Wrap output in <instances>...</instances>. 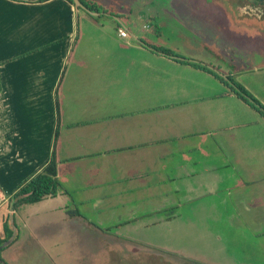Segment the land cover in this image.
<instances>
[{
    "label": "crops",
    "instance_id": "0c3cea01",
    "mask_svg": "<svg viewBox=\"0 0 264 264\" xmlns=\"http://www.w3.org/2000/svg\"><path fill=\"white\" fill-rule=\"evenodd\" d=\"M77 11L69 0H0V238L5 236L3 220L6 216L11 230L10 215L16 224L12 241L3 246L1 251L4 252L11 245L21 247V243L31 233L38 234L43 241L45 238L49 243L55 236L51 229L55 222H58L57 230L61 238L67 227L72 228L73 221L76 223L75 229L80 230L81 225L86 229L88 224L94 229L98 228L77 207H70L75 202L77 192L82 194L78 196L79 201L94 200V197L115 200L121 197L122 191L128 190L132 195L128 199L132 201L127 207L136 215L133 216L135 219L130 217V222L143 220L144 224L166 221L164 218L146 220L144 216L160 210V207L151 209V194H157L159 200H165L162 184L168 181L175 184L176 192H195L207 186L206 191L213 200L221 199L225 213L228 212L227 196L233 191L238 193L235 197L239 200L253 198L256 208L264 212V116L206 69L144 45L141 47L145 50H111L117 60H122L117 68H124V80L128 79L129 66L136 61L146 68L145 72L152 68L156 71L157 66L153 67L151 60L163 61L167 66L175 65V68L184 73H191V82H195V73L211 77L208 85L202 82L198 86L214 89L209 93H195V89L186 88H195L193 83L182 82L181 93L184 98L175 103L180 104L179 107L184 111L178 119L181 122L190 115L191 120H194L195 113L186 114L187 107L195 104V101L199 105L200 102H205V108L197 106L199 112L211 119V133L218 132L219 135L223 131L222 134L212 136L210 133V152L206 157L197 159L195 153H182L175 159L166 156L164 150L170 152L165 147L169 139L176 142L172 147L178 149L182 146V152H188V145L195 151V141L187 138L195 134V130L175 129L165 121L164 124L160 122L164 129L159 128L157 118L154 117L153 120V112L157 111L158 116L162 117L165 108L153 105L151 80L139 79L143 87L139 90L136 85L132 90L117 86L114 91L109 89L107 93H103L102 90L93 96L90 94L92 90L85 92L82 84L86 83L83 80L86 72L96 66L89 67L83 57L78 58L79 65L84 67L82 73L74 77L70 72L67 79H63L65 64L69 60L68 52L74 41ZM119 17L126 24L128 32L137 36L130 32L127 17ZM117 26L116 24V32L111 34L113 40L119 47L129 48V34L120 36ZM63 38L67 40L63 50L55 51L54 43ZM88 52L82 50L81 55L86 56ZM106 68L111 69L112 65ZM113 70L115 68L110 71ZM158 70L166 73L168 69L159 65ZM106 73L108 76V72ZM160 79L164 84L169 82L165 78ZM124 80L118 77L116 83ZM216 83L221 85L220 90L215 89ZM61 85L64 87L62 91L59 90ZM107 85L106 82L105 86ZM89 86L90 84L87 85ZM60 97L65 98L64 102L78 104L75 107L69 103L65 107L64 111L69 117L76 112L98 113L101 116L99 119H76L77 121L66 124L64 133L70 130L79 133L72 137L74 143L78 142L79 154L72 153L71 145L65 142L66 137L56 144L57 127L51 135L48 133L47 138L39 136L44 131L48 132L53 104L55 109V103ZM55 112L54 119L57 118ZM93 125L95 128H92ZM53 152L57 159V177L61 183L59 190L53 195L35 202L22 203L12 209L9 202L13 192L19 184L40 169ZM105 158L114 162L112 166L116 164L113 168L116 170L114 176L112 167L111 175L109 171L106 172L105 168L110 162H103ZM78 166L80 169L76 170L75 167ZM152 176H157L158 179H153ZM124 181L129 183L127 189L119 185ZM113 183L117 185H109ZM221 183H224L223 187L227 191L224 198L220 194L215 195L217 186ZM203 194L205 193L191 198L201 199ZM186 200H179L177 204L181 206ZM241 205L245 210L252 209L250 203ZM209 208L216 209L214 201L209 204ZM76 209L80 214L73 213ZM47 218L51 219L50 222ZM17 219L21 220V228L16 223ZM4 254L5 257L8 256V253Z\"/></svg>",
    "mask_w": 264,
    "mask_h": 264
},
{
    "label": "rangeland",
    "instance_id": "374dc122",
    "mask_svg": "<svg viewBox=\"0 0 264 264\" xmlns=\"http://www.w3.org/2000/svg\"><path fill=\"white\" fill-rule=\"evenodd\" d=\"M88 1L95 2L102 8L101 10L113 15L117 13L123 18L127 17L130 21V32L136 34L139 39L146 38L152 43L170 48L176 55L204 62L213 70L217 69L229 74L231 82L241 84L264 104L262 102L264 100V16L260 18L254 12L249 13L252 7H249L246 13L240 12L237 7H234L235 5L230 6V0ZM254 1L257 0H247L252 3H255ZM74 25V41L68 52L69 60L65 64L63 79H67L70 72L74 74V77L82 73L84 67L79 65L78 58L83 57L89 67L96 66L86 72V76L83 77L86 83L82 84L85 92L92 90L90 94L93 96L98 95V92L102 90L103 93H107L109 89L114 91L117 86L132 90L136 85L139 90L143 88L139 79L151 80L150 91L151 100L154 101L153 105L156 108H165L162 117L158 116L157 111H152L153 120L154 117L157 118L159 128L164 129V125L160 122L165 121L175 129L195 130V134L187 137L189 141H195V151L191 145H188V152H182V146L178 149L172 147L176 145V142L169 139L165 147L170 149V152L164 150L166 156L175 159L182 153H195V158L200 159L208 155L212 121L208 117L205 118L198 108H205L206 103L200 102L199 105L198 101H195V104L187 107L186 114L195 113L194 120H191L190 115L183 118L181 122L178 119L184 109L179 107L180 104H176V101L184 98L181 93L182 82H191V73H184L183 70L175 68V65L167 66L163 61L157 60H151V65L157 66L156 71L152 68L145 72L146 68L136 61L129 66L128 79L124 80L122 77L124 68H117L122 64V60H117L111 50H145L141 47L142 42L129 33V48L119 47L111 36L116 32V22L111 15L106 13L93 16L83 8H79ZM66 42L67 40L63 38L54 43L55 51L63 50ZM82 50L89 52L83 56L81 55ZM50 61H52V56H50ZM108 65H112L111 69L115 68V70L107 69ZM159 65L167 68L166 73L168 74L159 71ZM97 73H99L98 76H96ZM181 75L188 77L183 78ZM118 77L124 81L116 83ZM160 78H165L169 82L164 84ZM193 80L195 82L191 83L195 85V88L186 87L187 89H195V93L214 91V89H207L208 87H198L202 82L208 85L211 77L195 73ZM106 82L107 86H105ZM88 84H90L89 87H87ZM216 85L215 89L220 90L221 85L218 83ZM59 90H64L63 85ZM64 99L63 97L58 98L56 101L58 108L54 109L53 104L51 121L47 126L48 132L43 130L44 132L42 131L43 133L39 136L45 139L48 133L51 135L57 127L56 144L66 137L65 142L71 145L72 153L79 154L78 142L74 143L72 139L75 134L79 133L78 131L71 132L72 130L64 133L66 124L77 121L76 119H99L101 116H98L100 115L98 113L76 112L71 114L72 118L76 117L72 119L64 111L65 107L72 102H64ZM57 104L55 103V106ZM72 105L78 106L77 103H72ZM109 110L113 111L110 108ZM54 112L57 115L55 119ZM92 128H95V125ZM211 134L219 136L218 132ZM178 144L180 145V142ZM106 160L110 163L105 170L110 172L112 167L114 176L116 170L113 168L116 164L112 166L114 162L110 158H105L103 162ZM75 169L79 170L80 167H75ZM152 178L158 179L157 176H152ZM109 185L115 187L117 183ZM119 185L124 189L129 187L126 181ZM162 185L163 192L166 194L165 200H159L160 197L157 194H151V199L152 196L153 199L150 202L151 209L160 207V210H155L149 216L144 217L148 220L165 216V219L168 215L175 213L174 215L177 216L172 221L149 225H145L143 220L123 223V220L136 216L127 207L132 201L128 199L132 196L128 190L122 191L119 199H96L94 197L95 201L93 199L79 201L78 196L82 194L77 192L75 202H72L70 207L74 209L77 207L87 220L97 225V230L90 224H88L90 227L87 226L86 229L84 225H81L80 230L75 229L76 223L73 221L72 228L67 227L64 235L60 233L61 238L57 230L56 223L58 222H55L51 228L55 233H52L55 235L52 241L47 243L45 238L43 241L38 234L31 233L23 244L21 243V247L16 245L6 247L8 249L4 252L8 253L7 257L4 256L3 251H0V264H5L4 257L9 264H192L185 258L187 256L210 264H264V212L256 208V201L253 198L239 200L235 197L238 193L233 191L227 196L228 212L225 213L221 199L213 200L211 194L206 191L207 186L195 192L186 190L176 192L173 182L168 181ZM223 186L224 183L217 186L218 191L215 195L220 194L223 198L226 196L227 191ZM202 192L205 194L201 196V199L191 198ZM184 199L187 200L179 206L177 202ZM213 201L216 209L211 210L209 204ZM245 203H250L252 209L245 210L241 205ZM47 219L50 222L51 219ZM54 219L53 217L52 222L55 221ZM16 223L21 228V220L17 219ZM162 241L163 243H160ZM150 243H160L165 247H159L161 248L159 250L155 248L156 246L149 245Z\"/></svg>",
    "mask_w": 264,
    "mask_h": 264
},
{
    "label": "trees",
    "instance_id": "16d2710c",
    "mask_svg": "<svg viewBox=\"0 0 264 264\" xmlns=\"http://www.w3.org/2000/svg\"><path fill=\"white\" fill-rule=\"evenodd\" d=\"M35 1V0H30ZM71 3H73L72 0H69ZM87 7L94 10H101L102 8L96 4L95 2L88 1V0H82ZM74 4V3H73ZM118 16H122L117 14ZM117 25H120L115 20ZM142 39V45L146 47H150L153 50L160 51L166 55L175 54L174 51H172L170 48L163 46V45H157L155 43H152L148 39ZM180 61L190 63L192 65L201 67L203 69L208 70L209 72L213 73L217 78H219L222 82H224L231 91H233L236 95L241 97L244 101L249 103L252 107L257 109L263 116H264V104L260 102L259 99H257L255 96L250 94L248 90L242 86L241 84L235 83V82H229L232 81L229 74L227 76H223L218 71L213 70L211 67H209L207 64L201 62V61H195L190 60L188 58H181ZM57 104V102H56ZM58 108V104L56 106ZM57 135V133H56ZM61 187V183L57 177V159L54 154V152L51 154L49 160H47L40 169L35 171L31 176H29L26 180H24L19 186L16 188V190L12 194L11 204L12 209H16L20 204L22 203H28V202H35L47 195H53L55 194L59 188ZM73 213H79L80 212L76 209L73 211ZM3 227L5 236L0 238V244L2 241L7 238L11 234V228H10V222L8 216H6L3 220ZM2 250V247H0V251ZM187 260H189L192 264H210L208 262H204L202 260L193 258V257H185ZM5 264H8L5 259H3Z\"/></svg>",
    "mask_w": 264,
    "mask_h": 264
},
{
    "label": "flooded vegetation",
    "instance_id": "af4514ba",
    "mask_svg": "<svg viewBox=\"0 0 264 264\" xmlns=\"http://www.w3.org/2000/svg\"><path fill=\"white\" fill-rule=\"evenodd\" d=\"M254 2L255 3L247 2V0H239V1L238 0H233V1L230 0V6L233 7V5H235L234 7H237L240 12L244 11V12L247 13L250 10L249 13L254 12L256 15H258L261 18L262 16H264L263 0H257V1H254ZM249 7H252V8L249 9ZM168 214H170V213H168ZM176 216L177 215H174V214L168 215L165 219H166V221L167 220L168 221H172ZM156 218H158V217H156ZM156 218H152L151 220H155ZM133 219H135V218L133 217ZM130 221H131V218H127V219L123 220V223L128 224V223H131ZM156 223L157 222H149V224H156ZM149 224H145V225H149ZM160 243H163V241L160 242ZM160 243L159 244L150 243L149 245H154V246H156L155 248L160 250L161 248H159V247H165V246L161 245Z\"/></svg>",
    "mask_w": 264,
    "mask_h": 264
},
{
    "label": "water",
    "instance_id": "95a60500",
    "mask_svg": "<svg viewBox=\"0 0 264 264\" xmlns=\"http://www.w3.org/2000/svg\"><path fill=\"white\" fill-rule=\"evenodd\" d=\"M73 3H74V6H75V9L78 10L79 8H83L85 11L89 12L91 15L95 16V15H100L102 13H106V14H109L111 15L120 25H123L127 28L126 24L123 22V20L117 15V14H111L105 10H94V9H90L89 7H87V5L82 1V0H72ZM140 42H142L141 38L139 39L138 36H135ZM170 56L174 57V58H177V59H181V58H185L183 56H180V55H176V54H170ZM190 59V58H188ZM190 60H193V59H190ZM204 63V62H203ZM217 70V69H216ZM220 74H222L223 76H227L226 73L220 71V70H217ZM231 83V81H230ZM10 221H11V226L13 228L12 230V233L10 234V236L8 238H6L5 240L2 241V243L0 244V247H3L5 246L6 244H8L9 242L12 241L14 235H15V223L13 221V218H12V215H10Z\"/></svg>",
    "mask_w": 264,
    "mask_h": 264
},
{
    "label": "built area",
    "instance_id": "2783aa9c",
    "mask_svg": "<svg viewBox=\"0 0 264 264\" xmlns=\"http://www.w3.org/2000/svg\"><path fill=\"white\" fill-rule=\"evenodd\" d=\"M117 33L122 37H125L129 34L128 29L121 25L117 26Z\"/></svg>",
    "mask_w": 264,
    "mask_h": 264
}]
</instances>
